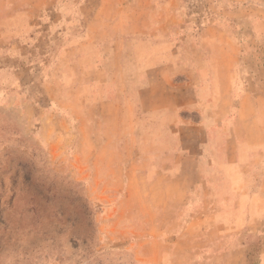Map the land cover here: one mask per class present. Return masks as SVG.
<instances>
[{"label":"rangeland","instance_id":"obj_1","mask_svg":"<svg viewBox=\"0 0 264 264\" xmlns=\"http://www.w3.org/2000/svg\"><path fill=\"white\" fill-rule=\"evenodd\" d=\"M0 264H264V0H0Z\"/></svg>","mask_w":264,"mask_h":264}]
</instances>
